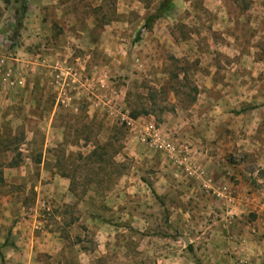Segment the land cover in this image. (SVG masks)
I'll return each mask as SVG.
<instances>
[{
  "label": "rangeland",
  "instance_id": "1",
  "mask_svg": "<svg viewBox=\"0 0 264 264\" xmlns=\"http://www.w3.org/2000/svg\"><path fill=\"white\" fill-rule=\"evenodd\" d=\"M161 1L0 0L4 264H264V0Z\"/></svg>",
  "mask_w": 264,
  "mask_h": 264
},
{
  "label": "crops",
  "instance_id": "2",
  "mask_svg": "<svg viewBox=\"0 0 264 264\" xmlns=\"http://www.w3.org/2000/svg\"><path fill=\"white\" fill-rule=\"evenodd\" d=\"M51 114H54V111H53V113H51ZM211 123H212V127L210 126V128H209V132L210 131H212L210 134H209V136H216V127H217V125L215 124V119L214 120H212L211 121ZM200 127L201 128H204V127H206V124H201L200 125ZM208 128V127H207ZM207 134H208V132H207ZM204 135H206L205 134V132L203 133V136ZM211 138H213V137H211ZM204 169H200V172L202 171L203 173H204V171H205V175L206 176H209V177H212V178H215V179H213L214 180V182L216 183V184H219V185H225V186H229L230 185V183H229V179H227L226 178V175H225V168H223V169H221L220 170V168H218V167H212V168H210V167H203ZM167 171H168V174H166V180L165 179H163V180H165V182H163V180L161 179L160 180V183H159V187L161 188V190H162V193H161V195L162 196H166L167 195V190H168V188L170 187V186H172L173 184H174V182H175V179L174 178H172V171H173V169L171 170V169H167ZM230 171V170H229ZM193 173H195L194 171H193ZM196 173H199V171L197 170L196 171ZM227 173V172H226ZM179 177V176H178ZM177 177V178H178ZM160 178H161V175H160ZM180 178V177H179ZM178 178V179H179ZM191 180H194V179H191ZM167 182V183H166ZM181 183H182V187L183 188H185V189H188L189 188V186H191V190H192V192L195 190V188L197 187V190H199V188L201 189V183H200V181L197 179H195V181H191V183H188L187 185H185L184 184V178H182L181 177ZM190 184V185H189ZM225 192H219L218 194L219 195H221V196H225V194H224ZM192 196V195H191ZM188 197V196H187ZM190 197V196H189ZM202 197V196H201ZM205 198L204 199H206V196H204ZM236 211V210H235Z\"/></svg>",
  "mask_w": 264,
  "mask_h": 264
},
{
  "label": "trees",
  "instance_id": "3",
  "mask_svg": "<svg viewBox=\"0 0 264 264\" xmlns=\"http://www.w3.org/2000/svg\"><path fill=\"white\" fill-rule=\"evenodd\" d=\"M173 1L174 0H162L159 3V6L154 11V13L150 14L147 17L145 24H144L145 29L150 30L156 21H158L164 15H166L171 10V8L173 7V5H172ZM22 10L26 11L27 10L26 6L23 7ZM19 25L22 26V22H19ZM12 165L15 166V164H12ZM0 181H2V178H0ZM0 264H4V260L1 256V253H0Z\"/></svg>",
  "mask_w": 264,
  "mask_h": 264
},
{
  "label": "built area",
  "instance_id": "4",
  "mask_svg": "<svg viewBox=\"0 0 264 264\" xmlns=\"http://www.w3.org/2000/svg\"><path fill=\"white\" fill-rule=\"evenodd\" d=\"M149 130H152V131H149ZM148 131H149V135H151V137L152 138H154L156 135V133H155V131L153 130V128L152 127H150L149 129H148ZM154 140L157 142L158 140L156 139V137L154 138ZM160 147H162V148H164V149H166L167 151H170V150H168L169 149V146L168 145H166V144H164V143H160Z\"/></svg>",
  "mask_w": 264,
  "mask_h": 264
}]
</instances>
